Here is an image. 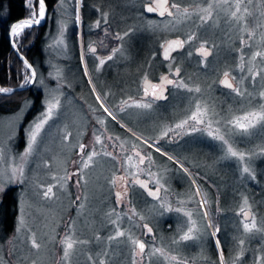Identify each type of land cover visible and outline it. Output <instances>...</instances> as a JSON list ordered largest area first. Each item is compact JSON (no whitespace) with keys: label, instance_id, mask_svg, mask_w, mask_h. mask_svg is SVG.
Here are the masks:
<instances>
[{"label":"rangeland","instance_id":"1","mask_svg":"<svg viewBox=\"0 0 264 264\" xmlns=\"http://www.w3.org/2000/svg\"><path fill=\"white\" fill-rule=\"evenodd\" d=\"M146 1L150 0L59 1L54 28L46 33V68L36 72L32 82L41 90L37 101L40 109L24 122L35 100L29 95L17 109L0 113V188L3 189L0 198L7 187H17L13 232L2 236L0 222V264H100L101 260L104 264H221L218 253L215 258L208 243L211 230H219L214 225V218L219 213L226 241L224 254L219 244L224 264H264V124H257L247 134H241L240 130H230L225 123L264 105V98L260 97V92L264 91V58L252 59L256 52H264V0H242L237 12L241 19L231 16L238 0H169L171 6L177 4L179 9L172 7V15L164 17L146 16L142 10ZM27 5L28 16L33 17L35 13L36 18L39 15L38 0L36 7L34 0H31V6L27 0ZM83 5L86 15L105 7V14L115 25H128L122 39L112 46V59L120 66L112 65L109 68L111 74L132 76L139 70H152L158 65L156 55L166 38L178 35L184 42L170 61L173 67L182 71L180 84L192 88L199 86L201 91L189 92L186 87H176L178 96L174 112L181 123L196 111L198 102L209 110L211 123L209 118L199 125L190 121L188 127L181 129V135L160 144L159 154L154 153L160 169L153 177L160 188L156 200H149L138 189H133L131 197H125L130 202L117 206L113 199L111 201L110 188L115 162L100 154L93 156L87 168H80V174L73 175V169H67L66 162L74 154L78 134L80 107L76 93L85 89L78 66L72 61L60 62V56L70 54L73 42L68 37L69 31L75 29L77 32L80 22L87 31L92 27L83 25L80 13ZM209 5L210 16L204 11ZM185 8L188 14L184 13ZM201 16L206 22L200 19ZM199 45L210 48L207 57L194 52ZM241 56L243 71L239 67ZM81 63L87 86L92 88L101 107L104 99L94 86L99 68L90 58L81 59ZM249 70L258 73L255 81ZM226 71L230 73L234 87L240 88L244 96L219 85V76ZM27 77L29 80L30 73ZM60 80L69 89L62 88ZM85 92L89 97V90ZM57 101L59 103L41 129L31 154L25 155L30 130L44 118L49 104ZM95 106L98 104L91 96L90 107ZM156 120V117H148L147 123L158 128V124L154 125ZM194 127L199 130L193 131ZM160 128L162 132L163 127ZM217 129L234 150L245 153L243 161L226 157L227 146L209 135V132L215 134ZM169 156L174 159H168ZM20 167H23V175L17 170ZM245 167L249 169L248 173L243 171ZM77 175L80 192L74 203L75 186L69 183L68 177L76 179ZM209 180L215 183L217 199L221 202V205L213 206L214 211L211 209L212 182ZM49 186L53 189L51 199L43 195ZM166 208L171 210L166 211ZM245 209L250 211L247 222L251 224L254 218L260 231L244 232L241 221L245 220L242 216ZM185 212H191L195 221L194 239L180 241V236L191 226ZM143 224L153 232L147 234L145 252L140 254L132 241L146 232ZM117 230L124 235L110 240ZM66 236L84 242L77 243L67 259L61 243ZM33 240L39 248L32 247ZM157 249H163V252L157 253ZM172 256L177 260H172Z\"/></svg>","mask_w":264,"mask_h":264},{"label":"flooded vegetation","instance_id":"2","mask_svg":"<svg viewBox=\"0 0 264 264\" xmlns=\"http://www.w3.org/2000/svg\"><path fill=\"white\" fill-rule=\"evenodd\" d=\"M168 4L170 5L169 0ZM170 7L172 9L171 5ZM84 8V5L80 8V13L83 15L81 19L84 20L83 25L88 24L92 27L87 31L80 22L75 36L72 30L69 31L68 37L73 42L70 54L64 53L60 56V62L72 61L78 66L79 74L83 75L80 76V79L84 89L89 90V97L86 96L85 90L76 93L80 107L78 134L74 154L66 162L67 169L72 168L75 173L80 174L83 161L87 160L88 155L95 152L100 156L111 158L115 162L110 188L111 201L113 199L117 206L130 202V199L126 200L125 197L130 196L133 189H138L149 200H156L158 198L151 197L146 188L141 187L138 181L145 183L147 188H159L158 183L153 180L155 173L160 172L159 164L155 160L154 153L159 154L156 148H159L163 141H167L166 139L177 138L178 135H181V129L188 127L192 121L189 120L182 128L176 127L180 122L174 112L178 96L175 88L181 82L182 71L177 74V68L173 67L170 61V57L175 52L168 59L162 58L160 54L156 55L158 65L152 70H139L132 76H124L121 73L111 74L109 68L112 65L120 66L117 61L112 59V46L122 39L127 32L128 25L126 27L115 25L114 21L105 14L107 12L105 7H100L99 11H90L89 15L84 13ZM145 15L170 16L169 14L158 16L156 13H145ZM78 31L80 42H78ZM87 58L93 60L95 67L99 68L95 75L96 84L94 86L102 93L103 104L107 106V112L99 107L92 88L87 86V81L84 78L81 59ZM101 60L104 61L103 64L100 63ZM162 77H167L173 83H162ZM152 85H157L155 95H153ZM60 86L69 89L63 80H60ZM145 88L148 89L147 95L144 92ZM91 96L96 105L98 104V107L95 106L96 109L90 107ZM125 101L128 102L127 105L124 104ZM136 103H150L151 107L131 106ZM148 117H156L154 125L158 124L159 127H150L151 125L147 123ZM143 122L145 125L142 124ZM146 125L149 128H146ZM160 127H163L162 132H160ZM97 136L100 137V143L96 142ZM81 144L85 145L83 152L80 149ZM105 153H111V156ZM141 157H144V163H140ZM68 179L69 183L75 186L74 193L77 195L75 203L80 192L77 187L78 175L76 179L70 176ZM117 192L121 194L119 202H117ZM159 195L160 188L158 197ZM173 201H175L174 198ZM143 227L146 232L141 233L137 238H142L147 246V234H152L153 231L148 232L150 228L148 225L145 227L143 224Z\"/></svg>","mask_w":264,"mask_h":264},{"label":"snow or ice","instance_id":"3","mask_svg":"<svg viewBox=\"0 0 264 264\" xmlns=\"http://www.w3.org/2000/svg\"><path fill=\"white\" fill-rule=\"evenodd\" d=\"M166 2H167V0H165V3ZM225 2H227V0H225ZM241 3H242V0H238V2L236 4V11H233L231 13L232 17H235L237 19H241L242 18V17H238L237 16V12L240 11ZM30 6H31V0H30ZM158 7L163 8V5H158ZM172 7L179 9V6L177 4H172ZM210 8H211V5H209L208 9H204V11H207L209 13V16L211 15V12L209 11ZM155 10L156 9L152 8V7L148 8L149 12H152V11H155ZM245 11H247V10L245 9ZM184 13L188 14V9L187 8L184 9ZM168 14L172 15L171 12H169ZM160 15H164V11H161ZM39 17H40L39 19H36L35 18V13H34L32 18L25 19V20H22L19 23L13 24L11 26V35L13 37H17V36L20 35V33H21V31L23 29L29 28V27H31L33 25H39L40 24L41 20L45 18V3H44V0H40V2H39ZM200 19L202 21L206 22L205 17L201 16ZM191 39H192V37L190 36L189 40H191ZM241 43L243 44V41H241ZM183 44H184V42L180 41V40H175V41L169 42L168 47L165 49V59H168L170 50H174L177 47L182 48ZM13 46L15 47V45H13ZM199 51L205 57H207L209 55V52L204 48L203 45H201V48L199 49ZM257 56H259L261 58H264V52H256L253 55L252 59L255 60ZM109 59H111V57H109ZM100 63L103 64L104 61L101 60ZM24 65H25V67H30V65H28V62L26 60L24 61ZM239 67L241 68V71H243V56H241V64L239 65ZM179 71H180L179 68H177L176 69L177 74L179 73ZM249 71L251 73V70H249ZM33 75H34V73H33ZM229 75H230V73L226 71L224 73L225 79L221 80L220 83L222 85H224L225 87H227L228 89H231L236 95L244 96L245 93L243 91H241L240 88L234 87L233 84L229 82V80L227 79L229 77ZM257 75H258V73H251V77H252L253 81H255ZM233 78L235 79V77H233ZM242 80H243V78H241V81ZM25 81L26 82L28 81V77H25ZM162 83L172 84L173 81L168 79L167 77H162ZM178 86L179 87H186L189 92H197L198 93V92L201 91L199 86H197L195 88H192V87H188L184 83H181ZM152 89H153V95H155V92H156V89H157V85H152ZM12 91L13 90L10 89V88H0V93H9V92H12ZM144 92H145V95H147L148 94V89L145 88ZM260 97L264 98V91L260 92ZM158 98H161V97H158ZM98 99H99V97H98ZM58 103H59L58 101L55 104H51L50 103L46 113L44 114V118L41 119L38 123H36L33 126V128L30 130L28 148L26 150L25 155H30L31 154L33 145H35L37 143V138H38V136H39V134L41 132V129L47 123L48 119H50L51 116L53 115V109L55 107H57ZM124 104L127 105L128 102L125 101ZM131 106H135L137 108H150L151 104L150 103H136V104L131 105ZM101 107L104 108V110L106 112L108 111V109L105 108L103 104H101ZM109 114L111 115V113H109ZM213 115H215V114L213 113ZM206 118H209V123H211V118L209 117V110L207 109V107L202 108L201 105L197 102L196 111L192 112L191 116L188 119H186L185 121L181 122L180 124H177L176 127L177 128L184 127V125L188 123V120L195 121V123L197 125H199V124L204 123ZM113 119H115V116H113ZM217 123H219V121H217ZM225 123H226L227 126H230V130H240L241 134H247L249 129L255 127L257 124H264V105H261L259 110L247 112L245 115H243L241 117H234L231 120H227ZM192 130L193 131H197L199 129L194 127ZM165 135H167V133H165ZM209 135L210 136H214L215 139L221 140L222 143L227 146V148H226V157H237L241 161L244 160L245 153L239 152L237 150H234L233 146L229 143L228 139H226L225 136L219 135V129H217V132L215 134L212 133V132H209ZM65 139H67V137H65ZM96 142L100 143V137L99 136L96 137ZM84 148H85V145L81 144L80 145L81 152H83ZM156 150L159 151V148H157ZM105 154L111 156V153H105ZM95 155H96L95 152H93L92 154L88 155L87 160L83 161V168H87L89 166V163L92 161L93 156H95ZM137 155H139V153H137ZM149 159H150V157H149ZM168 159L172 160L174 158L172 156H169ZM140 163H144V157H141ZM177 163H179V161H177ZM17 170L20 172L21 175H23V167H20ZM243 171L245 173H248L249 169L247 167H245L243 169ZM185 172H187V169H185ZM73 175H76V173H73ZM80 179H83V176H81ZM77 183H79V181H77ZM138 183L141 184V187L147 188V185L144 184L143 182H139L138 181ZM0 191H3V189L0 188ZM52 192H53L52 186H49L47 188V190L44 191L43 195H44L45 198L51 199L52 198ZM158 193H159V189H157V191H155V192L149 191L148 194L150 196H153L154 198H158ZM197 194H199V193H197ZM116 196H117V202H119V200L121 198V194L119 192H117ZM77 199H79V198H77ZM204 203H207V201L205 200ZM165 210L169 211L171 209L170 208H166ZM176 210L180 211V209H176ZM133 214L135 215V210L134 209H133ZM184 215H186L189 218V224L191 226L188 227L187 231L184 232V234L182 236H180V241H189V240L194 239L193 231H194V228H195V221L192 220V213L191 212H185ZM244 215H245V220L241 221V223L243 224V229H244L245 233H251V232H253V230H256V231H260L261 230V229L257 228V225L255 223L254 218H253L252 223L249 224L247 222L248 214L245 213ZM204 217L205 218L208 217L207 212L204 213ZM20 223H21V225H23V220H21ZM113 223H115V222L113 221ZM209 226H211V225H209ZM145 227H147V225H145ZM151 231H152V229L149 228L148 232L151 233ZM217 231H218V229H217ZM123 235H124V233L122 231L117 230L115 235L109 237V239L113 240V239H116L117 237H121ZM212 235L215 236L216 232H213ZM61 243L64 245V248H63L64 258L67 259L70 256L74 246L77 243H84V242L83 241H77V240L73 239L71 236H66L65 239L61 241ZM132 243L135 245L136 248L139 249V253L140 254H143L145 252V244L143 242H140L139 240H133ZM173 243H179V241H173ZM240 243L243 244L244 241L241 240ZM217 246H219V240H217ZM32 247L33 248H39V245L35 242V240L32 241ZM156 252L157 253H162L163 249H157ZM241 255H242V253H241ZM90 259H91V257H90ZM171 259L175 261V260H177V257L176 256H172ZM236 259L239 260V256H237ZM100 264H104V261L101 260ZM134 264H135V262H134ZM221 264H224L223 255H221Z\"/></svg>","mask_w":264,"mask_h":264},{"label":"trees","instance_id":"4","mask_svg":"<svg viewBox=\"0 0 264 264\" xmlns=\"http://www.w3.org/2000/svg\"><path fill=\"white\" fill-rule=\"evenodd\" d=\"M60 0H45L47 6V18L41 25L31 26L23 29L19 36L14 37V41L18 49L26 56L28 60L34 65L37 74L45 70V39L46 33L52 31L57 18V6ZM37 6V0H34ZM30 14L27 0H0V85L5 87L15 86L24 83L25 77L29 74V69L25 67L23 61L12 50L8 40V28L10 23L19 17L28 16ZM74 36L75 29H72ZM33 96L35 98L33 105L28 110L24 117V122L29 118L31 113L40 109L38 100L41 96V90L35 84L27 88L17 89L9 94L0 93V113H8L19 107L22 100L26 96ZM212 182L211 180H209ZM209 182V183H210ZM211 209L215 205H221L218 198V192L215 183H211ZM217 195V196H216ZM214 211V210H213ZM17 213V187L15 185L7 187L0 198V214L2 219V236L6 237L13 232L14 221ZM216 218V216H215ZM214 218L215 226L219 228L216 236L224 254L226 252V241L223 238V231L221 229L222 221L221 214ZM208 243L210 252L217 258V252L212 241L211 235L208 236ZM218 264V263H217Z\"/></svg>","mask_w":264,"mask_h":264},{"label":"water","instance_id":"5","mask_svg":"<svg viewBox=\"0 0 264 264\" xmlns=\"http://www.w3.org/2000/svg\"><path fill=\"white\" fill-rule=\"evenodd\" d=\"M39 2H40V0H38V3H39ZM44 3H45V0H44ZM158 5H163V8L158 7ZM149 7L155 8L156 10H155V11H152V12H149V11H148V8H149ZM142 10H143L144 13H149V14H151V13H156L158 16H163V15H160V12H161V11H164V14H168L169 12L172 13V9H171L170 5L168 4V0H167L166 3H165V0H151V1H146V2H144L143 5H142ZM46 13H47V6H46V3H45V18H46ZM29 18H32V16H23V17H19L18 19L12 21V22L10 23L9 28H8V34H7V35H8L9 44H10L12 50H13V51L16 53V55H17V56L23 61V63H24V61L26 60V61L28 62V65H30V67H27V68L29 69V73H30V78H29L28 82L23 83V84L20 83V84L15 85V86H10V87H8V88H10V89H12V90H17V89H22V88H27V87H29V86L32 84V82H33V80H34V78H35V75H36V70H35L34 65H33L32 62H31L30 60H28V59L26 58V56H25V55H24V54L18 49V47H17V45H16V42L14 41V37L11 35V26H12L13 24H15V23H19V22H21L22 20L29 19ZM39 18H40V17H39V15H38V16L36 17V19H39ZM45 18L41 20V22H40L39 25L43 24ZM33 26H36V25H33ZM175 40L183 41L182 38H181V36H178V35L170 36V37L166 38V39L163 41V43L161 44L160 49H159V54L161 55L162 58L165 59V49L168 47L169 42H171V41H175ZM13 45H15V47H14ZM200 48H201V46H197V47L194 49V52H195V53H199V54H201V52L199 51ZM204 48H205L208 52H210V48H209L208 46H204ZM180 49H181L180 47H177V48H175L174 50H170V52H169V56H170L171 54H173L174 52L180 50ZM201 55H202V54H201ZM169 56H168V57H169ZM33 73H34V75H33ZM224 79H225V77H224V73H223V74L220 75V77H219V81H218V82H219V85L222 86V87H225V86L222 85V84L220 83V81H221V80H224ZM227 79L229 80L230 83L233 84V86L235 85V83H234V81H233V79H232V77H231L230 75H229V77H228ZM0 88H4V87L0 85ZM144 184H145V183H144ZM157 189H159V188H154V189L146 188V191H147L148 193H149V191H153V192H155V191H157ZM158 194H159V193H158ZM151 197H153V196H151ZM245 213L248 214V216H247V218H248V217L250 216V211H249L248 209H245V210L243 211L242 216H243L244 218H245V215H244ZM145 225H146V224H145ZM212 233H213V230H211V234H212ZM211 236H212V241H213V243H214V246H215L216 252H217L218 255H219L220 263H221L220 247L217 246V237H216V235H215V236L211 235ZM136 240H139L140 242H143V243L145 244V247H146V243H145V241H144L142 238H137ZM137 250L139 251L138 248H137Z\"/></svg>","mask_w":264,"mask_h":264}]
</instances>
